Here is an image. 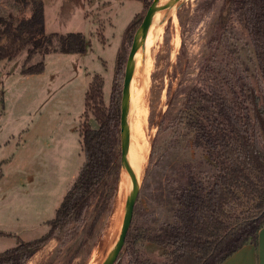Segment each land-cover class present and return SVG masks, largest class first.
<instances>
[{"label": "rangeland", "instance_id": "obj_1", "mask_svg": "<svg viewBox=\"0 0 264 264\" xmlns=\"http://www.w3.org/2000/svg\"><path fill=\"white\" fill-rule=\"evenodd\" d=\"M64 1V18L58 17L55 3H45V28L61 34L81 32L86 43L82 55L59 52L55 37L51 52H38L28 63L26 49L0 63V231L4 232L0 252L19 240L29 241L48 232L47 220L54 217L84 161L80 131L85 93L93 77L99 76L94 83L102 86L103 108L108 110L117 51L140 2L134 0V5L119 9L110 0L101 15L90 12L94 16L91 26L80 15L82 4L89 0ZM142 1L145 5L151 0ZM39 2L43 4V0H0V28L3 21L16 25L28 18ZM227 2L160 0V16L150 28L154 32L151 51L148 56L137 52L134 68L142 87L140 103L146 111L149 148L127 233L132 255L147 264L169 259L170 247L155 244L147 236L176 222L174 195L188 184L190 176L208 185L216 172L206 149L195 144L190 120L202 111L190 106L186 92L205 75L226 91L229 86L237 91L245 77L254 86L260 78L240 12L231 11L226 29L215 32L217 17ZM106 16L110 28L104 24ZM39 61L44 63L41 75L21 73ZM122 83L123 73L117 78L118 104L112 126L114 168L82 215L56 229L23 264H101L113 246L126 197V192L118 194ZM86 120L97 128L91 111ZM125 245L114 264H129L131 255Z\"/></svg>", "mask_w": 264, "mask_h": 264}, {"label": "trees", "instance_id": "obj_2", "mask_svg": "<svg viewBox=\"0 0 264 264\" xmlns=\"http://www.w3.org/2000/svg\"><path fill=\"white\" fill-rule=\"evenodd\" d=\"M148 5L124 30L116 55L108 110L103 108L102 86L94 83L99 76L95 75L88 86L84 98L85 120L80 131L84 161L54 217L47 220L48 232L29 241L19 240L15 246L0 252V264H23L56 229L77 220L114 168L112 126L118 104L117 78L124 74L134 31ZM236 10L251 40L260 78L254 86L245 77L237 91L230 86L226 91L205 75L186 92L190 106L196 105L202 111L190 120L195 144L206 149L216 172L208 185L190 176L188 184L174 195L176 222L147 236L155 244L170 247L169 259L163 264H221L243 245H256L264 224V0H228L217 17L215 32L226 29L231 11ZM55 37L59 52L85 51L81 32H45L43 4L39 2L29 17L18 24L2 22L0 60L16 57L26 49L28 63L38 52H51ZM43 69V61H39L22 68L21 73H41ZM87 111L97 120L96 129L87 122ZM3 235L0 231V236ZM125 244L131 255L129 264L148 263L132 255L128 233Z\"/></svg>", "mask_w": 264, "mask_h": 264}, {"label": "water", "instance_id": "obj_3", "mask_svg": "<svg viewBox=\"0 0 264 264\" xmlns=\"http://www.w3.org/2000/svg\"><path fill=\"white\" fill-rule=\"evenodd\" d=\"M159 2L160 0L150 1L140 23L138 24L136 30L134 31L132 41L126 57L124 74H123V83H122L121 95H120L121 131H120L119 150H120L121 166L125 167L128 170L132 178V186L130 190L126 192L123 218L120 224L117 238L101 264H114L119 254L121 253L124 247L125 237L128 228L130 226V222L134 210V204L139 191V179L136 177L135 172L130 164L127 155V140L129 137V115L126 110V105L131 93V81H132L131 71L135 67L137 52L139 50V42L143 38V36H145V34L150 30L151 25L154 21V12L156 9L159 10L161 8Z\"/></svg>", "mask_w": 264, "mask_h": 264}, {"label": "bare ground", "instance_id": "obj_4", "mask_svg": "<svg viewBox=\"0 0 264 264\" xmlns=\"http://www.w3.org/2000/svg\"><path fill=\"white\" fill-rule=\"evenodd\" d=\"M157 16L158 18L160 16V10L158 9H156L154 12V21L157 20ZM157 28L158 30H160V26H158ZM151 30L148 31L139 42V53L147 52V56L149 54V49L152 46L153 41H154V32H152ZM131 75H132L131 93H130L129 100L126 105V110L129 115V137L127 140V155H128L130 164L135 172L136 177L139 178L140 174L143 171V167L145 163V162L143 163L145 159L144 155L145 153L148 152L147 149L149 148V138L146 134V124H145L146 111L143 110L144 107H142L140 103L141 97H142V91H141L142 87H140L137 81V78H136L137 69L133 68L131 71ZM131 186H132V178L128 170L125 167H122L121 179L118 185L119 196L123 192L129 191Z\"/></svg>", "mask_w": 264, "mask_h": 264}, {"label": "crops", "instance_id": "obj_5", "mask_svg": "<svg viewBox=\"0 0 264 264\" xmlns=\"http://www.w3.org/2000/svg\"><path fill=\"white\" fill-rule=\"evenodd\" d=\"M47 1L48 2L51 1L52 3L56 4V11H57V15L59 18H61V15H63V18H64V16H66V14H67V13H62V11H61V8L63 7V5L65 3L64 0H43L44 28L46 25L45 3ZM113 1L119 6V9H121V8L124 9V8L128 7L134 0H113ZM139 1H140L138 3L139 8L136 9V11L133 13V15L138 14L143 10L144 3L142 0H139ZM110 2H111L110 0H89V1H86L85 5L82 4L83 9H82L81 14H80L82 19H83L82 21H84L86 24L88 22L89 25L93 26L94 23L90 19L93 18L94 16H91L90 12H93V11L96 12L97 11L98 12L97 14L101 15V11L102 10L105 11V9L107 7H109V5H111ZM132 4L134 5V3H132ZM138 10H140V11H138ZM124 13H123V15H124ZM129 20H130V18L128 20H125L124 22L128 23ZM104 24L107 25L108 28H110L112 23L109 21V17H107V16L104 17ZM45 32L48 34L49 33H59V32H48L46 30V28H45ZM66 33H68V32H66ZM59 34H61V33H59ZM62 34H65V33H62ZM104 37H105V35L102 36V39H104ZM77 54L82 55V53H77ZM2 61L3 60H0V63H2ZM35 74L41 75L40 73H35ZM94 74H100V73H94ZM24 75L28 76L29 74H24ZM93 75H90V79L87 81V84L91 81ZM1 100H2V97L0 95V102H1ZM0 113H1V108H0ZM221 264H264V224L259 229L258 239H257L256 245H254L252 243H247V244L243 245L241 248H239L234 253H232L230 256H228Z\"/></svg>", "mask_w": 264, "mask_h": 264}]
</instances>
